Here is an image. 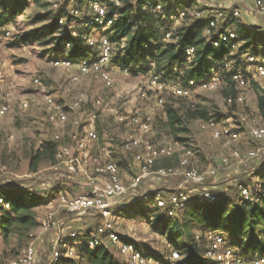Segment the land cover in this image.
<instances>
[{
    "label": "trees",
    "instance_id": "16d2710c",
    "mask_svg": "<svg viewBox=\"0 0 264 264\" xmlns=\"http://www.w3.org/2000/svg\"><path fill=\"white\" fill-rule=\"evenodd\" d=\"M27 1H17L14 4L0 1V33L14 25L17 17L25 10ZM119 1L121 4L118 6L113 0H60L58 8L53 10L50 15L42 18V20H51L49 27L37 31L32 37L22 38L21 42L28 43L31 40L49 39L55 43L54 51L58 55L63 53L65 44L69 42L71 43L69 58L73 62L78 63L96 58L98 55L97 49L89 47L83 38L94 28L91 25L94 14L89 11L88 5L99 2L108 7L106 22L112 21L111 27L104 34L119 48L114 54L111 66H115L123 72L134 75H147L150 71L148 69L149 64L154 62L156 72L166 82L176 78V75H174L175 68L182 73L181 79L183 82L190 79L198 80L213 63L225 60L231 53L230 44L224 42L219 43L218 46L214 44L219 40V34L223 32L222 29L209 39L205 37L204 30L209 23L206 18H189L178 31L179 39L177 43L167 44L163 42V38L170 28V24L162 17L154 14L151 7L145 9L149 0H137L135 3L131 0ZM162 2L167 17L171 15L176 7H189L188 5L181 6L183 5L181 0H162ZM70 8L80 9L82 16L79 18L69 17L68 11ZM233 10L229 12L228 21L238 36L237 41L241 44L238 54L235 56L237 59V63L233 67V70H235L244 65L243 56L247 53L263 54L264 56V30L244 24L239 18H233ZM63 17L66 18L68 25L71 23L76 24L77 37L71 35L68 25L61 26L59 24L60 19ZM123 41H125V44L121 48ZM190 47L196 49V54L193 62L188 64L184 54ZM136 68L139 69L136 70ZM228 83L230 85L229 81ZM252 88L257 96L258 108L264 118V87L259 82H253ZM224 95L227 98L229 96L236 98L237 92L231 87L230 92L227 91ZM163 109L165 129L175 141L187 146L191 145L183 138L188 134L186 124L191 121L203 122L210 120L206 109L197 107L185 98L174 97L170 102L165 103ZM229 109L230 112L228 115L223 116L224 119L227 116L234 118L233 115L240 111V106L234 103L229 106ZM59 148V140H55L53 135L48 145H41L39 151L30 157L32 171L36 172L37 169L34 164H39L42 161L51 166L57 165ZM62 172L68 176L67 179L59 182V185L56 184V188L51 193L36 192L11 182L0 184V200L3 201V204L0 205L2 216L0 229L3 231L4 236L31 232L39 228L41 221H38V214L35 209L48 204L54 193L62 191L61 184L67 182L68 178L73 175L64 168ZM253 178L254 180L250 178L243 179L226 191L205 190L192 195V198L187 202L186 209L183 211L185 213L179 220L175 219L179 211H175L173 215H170L169 208L159 209L156 206L152 209L147 208L149 203L155 200L159 191L142 196L134 205L132 215L129 211L126 214L123 213V216L130 219L147 220L154 233L161 237H168L167 243L171 249L178 251L176 245L182 240L187 253L174 264H213L204 256L208 242L204 238L200 241L195 240L197 233L205 231L228 235L233 240V244L241 250V254L245 259L249 260L255 256H264V162L253 174ZM258 179L261 180L259 183L260 188H253L252 190V194L257 197V201L255 203H240L238 187L240 185L254 187ZM160 192L164 195L167 194L163 191ZM205 193L213 194L217 197V200L213 203L199 202L198 198ZM62 195L69 198L64 193ZM78 196L81 195L73 198ZM7 205L9 208H6ZM180 220H182L181 223ZM69 221L71 219L66 220L64 228ZM94 231L70 232L67 235L62 233L63 242L77 245L78 259L62 258L58 264H127L119 261L109 247L101 245L90 249L89 237ZM72 234H76V237L71 238ZM57 237L58 235L51 243V249ZM148 255L162 263L169 260L163 257L158 258V256L152 254ZM167 264H171L170 260Z\"/></svg>",
    "mask_w": 264,
    "mask_h": 264
},
{
    "label": "built area",
    "instance_id": "2783aa9c",
    "mask_svg": "<svg viewBox=\"0 0 264 264\" xmlns=\"http://www.w3.org/2000/svg\"><path fill=\"white\" fill-rule=\"evenodd\" d=\"M118 6L121 4L119 0H113ZM59 2L54 4L57 9ZM89 11L94 14L91 25L94 29H101L100 37H95L92 31L84 36V41L89 47H94L98 51L96 58L89 61L75 63L69 58L71 43H66L63 53L57 56L54 60V66L62 68L72 75L70 80L72 83H77L80 76H87L92 73H98L100 78L108 87L113 84V79L108 68L111 66V61L115 52L119 49L117 44L112 42L104 33L109 30L112 21L106 22L108 7L99 2H93L89 5ZM152 8V12L170 24V28L164 34L163 42L167 44H176L179 37L178 31L189 18L208 20V25L204 30V35L208 39L219 33V40L214 44L224 42L231 45V53L223 61L213 63L208 71L198 80L190 79L182 81V73L177 68L174 69L176 78L164 81L162 76L156 72V64L151 62L148 66L149 86L146 91L141 93L143 98H147L149 92L156 93L158 104L163 103V95L169 90L175 98L191 99L198 91L216 92L224 86L232 87L236 92V98L229 96L226 103L229 106L237 103L242 106L244 101V92L252 87L253 82H259L264 79V56L247 53L243 56L244 65L233 70L237 63L235 56L238 54V49L241 44L237 41L236 32L229 25L228 15L231 8H212L206 7L203 9H192L190 7H176L169 17L165 14L164 4L162 0H149L145 9ZM255 9L257 13L264 14V0H256ZM69 17L79 18L82 16V11L77 8H70L68 11ZM232 17L238 19L240 13L238 10H233ZM61 26L68 25L66 18H61L59 21ZM71 35L77 37L78 33L74 23L67 26ZM15 31L14 25L4 29L0 33V38L9 39ZM123 41L121 48L124 47ZM196 54V49L190 47L185 51L186 63L193 62ZM139 68H136L138 70ZM76 70V72H74ZM230 82V85L228 83ZM34 84L42 88V82L39 78L34 79ZM5 85V74L0 66V90ZM86 104H89V96L85 93L80 94L79 98L73 105V109L79 110ZM99 104V102L97 103ZM27 103L23 104V109H27ZM9 111L8 105L0 106V121L4 119ZM46 111L50 123L58 129L54 133L55 140L61 139V131L65 128L68 119V114L64 106L57 103L52 97H46ZM95 115H90L88 131L82 135L75 137V147L78 154H74L68 146H62L57 152V160L60 166H64L66 171L71 174H76L84 163L91 162L95 167L96 177L94 179L96 185L92 193L78 196L76 198H68L65 195L59 197V208L64 209L70 218L83 217L90 212L98 213L104 220L103 224L98 226L89 237V248L94 249L97 246L112 247L119 256L126 259L127 264H161L158 260L148 255L136 243L120 236L112 221L113 216L118 212L119 216H123L126 205L123 203L124 198L136 191L141 183L151 176H159L162 178L179 177L186 185L203 186L210 176H215L221 170H227L234 164L251 161L259 156L260 149H256L247 154H242L239 151H233L227 158H223L219 168L210 166L207 172H201L193 164L196 151L193 146H187L179 141H173L164 146H155L143 138H130L124 145L126 151H134L135 159L139 164V173L130 181L128 185L120 182L118 177V166L112 160L111 153L105 151L100 158H93L88 150V143L97 141L98 135L94 131ZM120 122H128L131 126L138 125L143 131H147L149 126L142 123L139 117H118ZM233 117H227L223 121L210 119L201 123V129L211 134L213 140L223 141L226 146H231L238 142L240 133L237 131ZM249 136L255 142L264 140V119H261L258 125L249 127ZM176 153H180L179 167L174 168H157L156 164L161 159H169ZM254 187L240 185L238 187L240 203L251 202L255 203L257 197L252 194L253 188L259 189L260 180H256ZM140 197L139 199H141ZM192 198L190 193L178 190L177 192L164 195L159 192L155 197V206L159 209H170V215L175 211H184L187 202ZM201 203H213L217 197L211 193H205L198 198ZM3 201L0 200V205ZM6 208H9L7 205ZM115 212V213H114ZM69 218V217H68ZM67 218V219H68ZM67 219L56 217L55 213L49 214L44 220H41L39 228L47 232L53 229L57 232V239L52 247L51 256L48 264H58L62 258L78 259L77 245L63 242L62 233ZM76 234H72L71 238H75ZM204 238L208 242V247L205 251V258L213 264H264V256H255L251 259H245L241 250L235 246L233 240L226 234L213 231H205L202 234L197 233L196 241ZM180 252L171 249L170 263L174 264L181 260ZM8 264H36V248L30 244L22 248L17 255Z\"/></svg>",
    "mask_w": 264,
    "mask_h": 264
},
{
    "label": "rangeland",
    "instance_id": "374dc122",
    "mask_svg": "<svg viewBox=\"0 0 264 264\" xmlns=\"http://www.w3.org/2000/svg\"><path fill=\"white\" fill-rule=\"evenodd\" d=\"M0 1H7L10 4H14L17 1L25 2V0ZM59 1L28 0L25 10L17 17L14 23L15 31L13 36L9 39L0 38V66L3 68L5 74V85L0 90V106H9L7 116L0 121V184L11 182L36 192L45 187L44 184L50 181L54 173L51 170V165L44 161L34 164V167L37 169L36 172L32 171V166H30V157L39 151L41 145H48L52 133L58 131L48 120L46 111L47 96L52 97L57 103L64 106L68 119L65 128L59 131L61 133H72V135L74 133H83L82 130L87 131L86 128L88 127L91 114L97 115L94 123L100 128V132L98 131V133H109L108 129H111L114 133H140L139 131H134L133 128L123 127L116 120L117 117L133 116L139 117L144 124L149 126L150 131L148 133H168L164 127L163 107L166 102H170L174 98L169 90L164 93L162 104H158L157 95L154 92H149L147 98H143L141 93L146 91L149 86V75H134L123 72L115 66L108 68L113 79L111 87L106 85L98 73L80 76V80L77 83H72L70 80L71 72L54 66V60L59 56L54 51V42L49 39H42L22 43V38L32 37L37 31L45 30L49 27L51 20H42V18L50 15L55 10L54 4ZM131 1L135 3L137 0ZM229 1L232 2L234 0ZM243 1L249 2L250 6L255 7L256 0ZM181 2L183 3L181 6H184L189 1L181 0ZM233 8L234 6L231 7V9ZM237 9L240 13L239 19L241 20V11L239 8ZM92 33L95 37H100L103 32L101 29H94ZM36 78H39L42 82V88L34 84V79ZM259 83L264 87V79L259 80ZM230 90L231 87L224 86L216 92L198 91L189 101L197 107L206 109L210 119L223 121V116L228 115L230 112L226 103L227 97H225L224 93L230 92ZM83 93L89 96V104L84 105L79 110L73 109L74 103L79 98V95ZM244 101L243 105L240 106V111L233 115L235 118L233 126L240 133V139L231 146H226L223 141L218 142L213 140L209 132L201 129V121H191L186 124L188 134L183 136V138L194 147L196 155L192 162L201 172H207L210 166L219 168L221 160L229 157L234 150L245 155L251 151L260 149L261 153L257 158L238 164L248 166L251 163L246 172L241 175L239 181L247 178L254 180L253 174L264 162V140L260 143L253 141L248 131L249 127L258 125L260 120L264 118L258 108L257 96L252 87L244 92ZM98 102L99 104H97ZM24 103H27V109H23ZM153 103H156L155 106L152 105ZM63 135L67 137V135ZM107 136L106 134L105 139L109 144L110 139ZM166 136L158 134L154 139L156 144L170 140L168 135ZM40 141H42V144ZM120 141L122 140L117 139L116 151L119 148L118 144H120ZM124 141L125 145L127 140L125 139ZM106 148L109 149L112 160L116 162L115 156L117 154L113 153L114 149L110 146H106ZM117 153L123 158L121 151H117ZM171 165V161L164 160L160 163V168H170ZM236 165L234 164L232 168ZM174 168L176 169L175 166ZM228 170H221L219 173H225ZM239 181L237 180L235 184L239 183ZM181 182L182 180L177 182L176 189ZM212 182L214 181L209 180L203 186L187 185L182 190L188 194L190 191L200 193L203 192V188L212 187ZM235 184L224 187L223 191L231 189ZM156 191L160 192L162 190L157 189ZM194 194H190V196ZM152 208L153 206L150 209ZM126 209L124 210L125 214L129 212ZM35 211L39 215L40 221L44 220L51 213H55L56 217L59 218L67 219L69 217L68 219H74L70 218V215L64 209L57 206L53 208L40 206ZM184 213L183 211H179L175 219H181ZM94 214L96 215L97 213L90 212L83 217L93 216ZM130 214L132 215V212ZM1 217L0 214V222ZM114 217L115 219H112L114 226L116 225L119 228L120 222L116 217L121 216L116 212ZM122 217L120 219V221L122 220V228L129 229V231L135 234L138 242L134 243L138 247L148 254L158 256V258L169 259L171 248H169L167 243L168 237H161L154 233L147 220L136 218L134 222H130L126 216ZM181 221L179 222L181 223ZM51 231L53 229L44 232L40 228H37L31 232L4 236L3 231L0 229V264H8L22 248L30 244H33L41 255L40 261L36 264L48 263L52 249L51 243L49 245L46 242L49 239ZM179 242L176 245V249H178L181 258H183L187 251L183 247V241ZM109 248L114 252L119 261L127 263L126 259L119 256L112 247ZM168 261L165 260L166 263L159 262L167 264Z\"/></svg>",
    "mask_w": 264,
    "mask_h": 264
},
{
    "label": "crops",
    "instance_id": "0c3cea01",
    "mask_svg": "<svg viewBox=\"0 0 264 264\" xmlns=\"http://www.w3.org/2000/svg\"><path fill=\"white\" fill-rule=\"evenodd\" d=\"M188 1L189 2L187 5L192 9L193 8L203 9V8H206L207 6L208 7L210 6L212 8H221V7L231 8L234 6L233 8L234 10H238L237 8H239L241 11V22L242 23L248 24L251 26H256L264 30V15L257 13L255 7L253 8L252 6H250L249 2L246 3L243 0H234L232 2L229 0H188ZM155 104L156 103H153L152 105L155 106ZM95 118H97V115H95ZM125 118H128V117H125ZM116 120L120 122L118 117L116 118ZM120 123L123 127L133 128L134 131H139L140 133H114L111 129H108L109 133H98V131L100 132L99 130L100 128L98 127V125H96V123H94L93 129L97 133L99 139L97 141L89 142L88 150H89L90 155L93 158H100L105 151L109 152V149L106 148V146L112 147V149H114L113 153L115 155L117 154L115 156V160L117 163L116 162L115 163L118 166L119 180L122 184L128 185L130 181L139 173V164L135 159V152L125 150L124 148L125 139L128 141L130 138L141 137L145 141H148L155 146H164V145L172 143L175 140L169 133H148L150 131V128L147 131H143L139 128L138 125L131 126L128 124V122H120ZM88 127H89V123H88ZM88 127L86 128L87 131H88ZM87 131L82 130L83 133ZM162 131H165V130H162ZM83 133H74L73 135L72 133H61L62 137L59 140L60 147L68 146L72 149V152L77 155L78 152L75 147L74 139L75 137L80 136ZM63 134L67 135V137H64ZM106 134L108 135L107 137H109L110 139V143L114 142L113 144L107 143V140L105 139ZM158 134L162 136L168 135V138H170V140L162 141L156 144L154 139L156 138ZM53 135L54 133H52L50 140H52ZM40 136H42V134H40ZM117 139L122 140L120 141V144H118L119 148L117 151L122 152L123 158L120 157L118 155L119 153H117V151L115 150V148L117 147L116 146ZM40 143L42 144V141H40ZM164 160L171 161L172 165L170 168H174L175 166L177 169L179 161H180V153H176L173 157L169 159L159 160L156 164V169L161 167L160 163ZM250 165L251 163H249L248 166L237 164L234 168H232L233 167L232 166L230 170L227 169L228 171L225 173H218L215 176H210L207 182L209 180L214 181L212 182L213 184H211V186L212 185L213 186L203 188L202 190L203 191L205 190L222 191L224 187L235 184L237 180L239 181V178L241 177V175L246 172V169ZM63 168L65 169V167L63 165L60 166L59 163L57 165L51 166V170H53L54 173L51 176L50 181L45 183L44 184L45 187H43V189L40 191L51 193V191H53V189L56 188L55 186L56 184L59 185V182H62V180L67 179L68 176L64 174L65 171L62 172ZM95 177H96L95 167L92 165V163L90 161L87 163H84L83 167H80L76 174L71 175L70 178H68L69 180L67 182L61 184L62 191L59 193H54L51 196V199L48 201V204H46L44 207L45 208H48V207L53 208L55 206L58 207L59 197L63 193L68 195L69 198H73L77 195H85V194L92 193L95 190L96 185H97L94 181ZM181 180L182 179L179 177L162 178L156 175L151 176L150 178L145 179L136 191H134L133 193L125 197L123 203L126 205L129 211L133 212L134 208L132 206L137 204L138 197H142L149 193L156 192L157 189L162 190L163 192L167 194L173 193L178 190H182V188L187 186L183 182V180L181 184L179 185V187L176 189L177 182ZM196 192L197 191H190V194H194V193L196 194ZM152 206L153 207L155 206V200L151 201V203H149L147 208H151ZM90 215L86 217H81L78 219L74 218L71 221H69L66 224L65 228L63 229V234L67 235L70 232H88L93 229L95 230L98 226L103 224L104 220L98 213L96 215L94 214L93 216H90ZM114 216L113 218L115 219ZM116 218H118L120 222L119 228L115 225L116 232L123 238H126L133 242H138V239H136V236L132 231H129V229L126 230L125 228H122L123 227L122 222H121L122 220L120 221V219L123 217H116ZM128 220L130 222H134V219L129 218ZM38 221H40L39 215H38ZM56 236H57V232L54 230L51 231L49 234V239H47L48 241L46 243L50 245V243L54 241ZM157 252H160V251H157ZM40 259H41V255L39 254V251H37L36 249V262H39Z\"/></svg>",
    "mask_w": 264,
    "mask_h": 264
}]
</instances>
